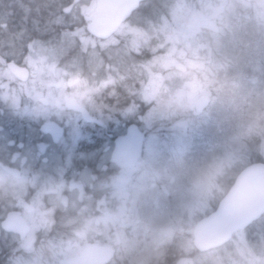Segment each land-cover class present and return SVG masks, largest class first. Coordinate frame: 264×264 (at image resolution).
<instances>
[{
  "label": "flooded vegetation",
  "instance_id": "af4514ba",
  "mask_svg": "<svg viewBox=\"0 0 264 264\" xmlns=\"http://www.w3.org/2000/svg\"><path fill=\"white\" fill-rule=\"evenodd\" d=\"M58 2L0 0V16L11 12L9 28L17 30L23 22L20 7L23 4L32 9L27 20V27L31 28L33 19H40L42 24L48 22V11L41 7L37 13V6ZM147 2L150 8L146 11L151 18L139 38L141 54L133 56L139 64L126 86L117 87L119 100L110 96L103 99L107 105L103 109L105 127L81 121L78 125L65 123L58 129L45 131L42 118L0 106V161L17 152L28 159V168L20 169L19 177L0 178V208L35 194V206L23 210L28 224L23 231L16 232L15 244L0 243V264H180L181 258L193 256L191 223H184L186 214L179 204L171 207L175 215L168 211L164 219L176 223L175 233L185 238L184 246L176 243L175 238L168 241L161 231L152 234L145 226L126 227L140 213L138 205L158 197L150 198L151 194L164 193L168 202V194L159 189L165 177L150 179L144 170L148 143L144 125L147 120H155L157 133L167 136L166 126H161L180 120L178 107L184 91L179 79L167 82L164 71L149 73L147 64L149 60L173 59L174 66L168 71L178 76L175 58L180 52V24L176 27L171 23L186 22L178 18L176 8L180 2L188 6L190 0ZM172 13L175 18L169 20ZM165 23L170 25L167 33ZM5 38L0 30V39ZM150 74L152 78L147 81ZM211 89L206 91L210 94ZM168 107L174 108L173 116ZM95 115L99 117L100 113ZM117 122L120 128L128 125L127 138L136 134L141 154L134 162L118 155L117 141L123 138L113 139ZM183 190L177 186L169 191V196L171 193L179 196ZM28 203L31 205L33 201L29 199ZM187 209L189 216L188 206ZM181 247L188 251V258L182 257ZM125 256L127 259L123 260Z\"/></svg>",
  "mask_w": 264,
  "mask_h": 264
},
{
  "label": "rangeland",
  "instance_id": "374dc122",
  "mask_svg": "<svg viewBox=\"0 0 264 264\" xmlns=\"http://www.w3.org/2000/svg\"><path fill=\"white\" fill-rule=\"evenodd\" d=\"M179 5L176 8L178 18L186 22L171 23L176 27L180 24V52L175 58L179 67L178 76L168 71L174 66L173 59L149 60L147 64L149 73L164 71L167 82L173 83L175 78L179 79L184 90L178 107L180 120L173 122L170 118L173 123L167 126L172 140L168 139L169 136H162L163 133H157L155 120L146 119L144 125L148 140L144 166L149 169L144 170L150 179L165 177L159 189L168 194V202L161 201L158 194L153 196L149 193L150 198L158 197L148 198L150 200L146 206L138 205L142 214L133 216L126 227H136L134 220L139 219L142 221L140 227L144 224L154 234L164 232L168 241L172 242L175 238L176 243L184 246L185 238L175 233L176 223L162 219L160 213L164 207L168 210L170 206L174 207L171 203L176 193L170 192L169 196V191L177 186L182 191L188 185L175 200L183 206L186 214L184 223H191L192 230L200 217L213 210L229 179L234 178L241 167L255 157H261L264 161V114H258V120L254 121V112L246 109L242 111L245 115L238 117L237 111L243 98L233 94L243 72L252 74L253 71L248 70L250 65L260 54L264 55V42L259 41L260 36L264 35V0H190L188 6L182 2ZM174 18L172 13L169 20ZM237 23L249 26L245 28L242 38L240 33L233 31ZM165 25L167 33L170 25ZM240 45L246 50L240 49ZM239 56L244 57L240 67L235 65L239 64ZM147 77V81L152 78L151 74ZM252 82H256L255 77ZM210 87L214 90L208 109L199 115H192L196 98L206 94V88L208 90ZM252 103L249 102L248 107H253ZM168 108L170 116H173L174 108ZM187 206L191 212L189 216ZM262 223L264 216L257 222L258 225ZM181 231L189 234L188 230ZM243 231L235 233L228 245L221 249L205 254L192 253L190 259L188 248L184 252V247H181V255L184 254L189 260L180 264H263L255 260L254 252L245 245Z\"/></svg>",
  "mask_w": 264,
  "mask_h": 264
},
{
  "label": "snow or ice",
  "instance_id": "6c2138e0",
  "mask_svg": "<svg viewBox=\"0 0 264 264\" xmlns=\"http://www.w3.org/2000/svg\"><path fill=\"white\" fill-rule=\"evenodd\" d=\"M20 7L24 17L17 30L9 28L11 12L0 16L6 36L0 39V106L42 118L45 131L81 121L105 127L103 99L119 100L117 87L126 86L139 64L133 56L141 54L139 38L151 18L147 0H59L37 6V13L41 7L48 11V22L33 19L31 28L32 9ZM128 132L127 124L120 128L117 122L113 139L123 138L118 147L127 146ZM27 165L25 155L10 154L0 161V178L19 177ZM34 206L31 193L0 208V243L15 244L16 232L28 224L23 210Z\"/></svg>",
  "mask_w": 264,
  "mask_h": 264
},
{
  "label": "water",
  "instance_id": "95a60500",
  "mask_svg": "<svg viewBox=\"0 0 264 264\" xmlns=\"http://www.w3.org/2000/svg\"><path fill=\"white\" fill-rule=\"evenodd\" d=\"M207 100L206 96H199L194 109L202 110ZM140 152L134 134L128 138L126 147H119L118 155L136 161ZM263 213L264 163L253 162L237 172L215 209L194 225L193 244L199 251L216 248L227 242L233 232L245 228Z\"/></svg>",
  "mask_w": 264,
  "mask_h": 264
},
{
  "label": "trees",
  "instance_id": "16d2710c",
  "mask_svg": "<svg viewBox=\"0 0 264 264\" xmlns=\"http://www.w3.org/2000/svg\"><path fill=\"white\" fill-rule=\"evenodd\" d=\"M246 27L249 28V26H247L245 24L241 25V27H239V29L241 30L240 34H242L243 31L246 30L245 29ZM259 41L261 43L264 42V35L260 36ZM255 43H256V41H255ZM261 43H258V44H261ZM240 48H241V45H240ZM259 48L260 47H258V49ZM243 59H244L243 56H239L238 57L239 64H235V65L240 67L242 62H243ZM250 67L251 68H249V69H248V67H246V69H248V70L251 69L250 71H253L252 74L251 73L248 74V72H249L248 70H246L248 72H245L247 75L244 74V72H243V75L241 76V78L237 84V88L235 91L236 94L235 93H233V94L235 96L238 95L239 97L243 98V101L240 104V109L237 111L238 117L244 116L245 113L242 111L248 109V110H251L254 112V121H256V120H258V118H257L258 114H264V55L262 56L260 54L254 60V63H252V65H250ZM253 77L256 78L255 83L252 82ZM211 90L213 91L214 89H211ZM252 99L254 100V103H252ZM249 102L253 104V107H251V108L248 107ZM242 107H243V109H242ZM260 122H262V119H260ZM248 147H250V146H248ZM253 160H261V157H255L253 159H250L249 161H253ZM158 195H159V199L161 201L166 200L164 193H162V194L159 193ZM146 204L147 203H145L144 205L146 206ZM176 204H178V203L174 198L171 205L175 206ZM169 209H171V206ZM168 211L169 210L167 209V207H164L163 211L160 209V213L162 214V219L164 218V216L166 214H168ZM175 213H176L175 211L170 210V215H175ZM140 214H142V213H140ZM134 222H135L134 226H136V227L141 226L140 223L142 221H139V219L134 220ZM144 223L147 224L146 220H144ZM143 226H144V224H143ZM149 230L152 234H154L153 230H151V229H149ZM243 232H244L245 245L254 252L253 255H254L255 260H260V262L264 264V223L258 225L257 222H253ZM126 254H129V252H126ZM124 259H127V257L125 256L123 258V260ZM223 260H224V258H223Z\"/></svg>",
  "mask_w": 264,
  "mask_h": 264
}]
</instances>
